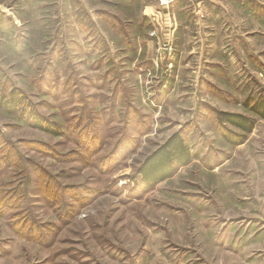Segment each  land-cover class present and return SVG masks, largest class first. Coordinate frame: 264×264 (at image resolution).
<instances>
[{
  "label": "rangeland",
  "instance_id": "rangeland-1",
  "mask_svg": "<svg viewBox=\"0 0 264 264\" xmlns=\"http://www.w3.org/2000/svg\"><path fill=\"white\" fill-rule=\"evenodd\" d=\"M163 1L0 0V264H264V0Z\"/></svg>",
  "mask_w": 264,
  "mask_h": 264
},
{
  "label": "trees",
  "instance_id": "trees-1",
  "mask_svg": "<svg viewBox=\"0 0 264 264\" xmlns=\"http://www.w3.org/2000/svg\"><path fill=\"white\" fill-rule=\"evenodd\" d=\"M10 100L9 108L13 110V106L16 104V95L11 94ZM245 107L258 119L264 121V99L248 100ZM216 116L219 132H222L221 137L230 145H241L253 130L254 122L248 117L223 112H218ZM37 119L38 117L35 115L36 127H42L41 129L49 131V127L40 126ZM234 130H238L240 133ZM193 158L194 155L185 139L179 132H176L145 157L136 170L134 182L138 189L145 192L172 177L179 168L188 165Z\"/></svg>",
  "mask_w": 264,
  "mask_h": 264
},
{
  "label": "built area",
  "instance_id": "built-area-1",
  "mask_svg": "<svg viewBox=\"0 0 264 264\" xmlns=\"http://www.w3.org/2000/svg\"><path fill=\"white\" fill-rule=\"evenodd\" d=\"M174 0H164L163 2H162V4H166V5H168V3H170V2H173Z\"/></svg>",
  "mask_w": 264,
  "mask_h": 264
}]
</instances>
